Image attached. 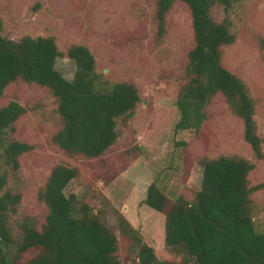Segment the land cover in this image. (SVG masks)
I'll list each match as a JSON object with an SVG mask.
<instances>
[{"label": "trees", "instance_id": "obj_1", "mask_svg": "<svg viewBox=\"0 0 264 264\" xmlns=\"http://www.w3.org/2000/svg\"><path fill=\"white\" fill-rule=\"evenodd\" d=\"M245 0H156L157 35L165 31L166 17L176 3L189 11L193 46L179 80L175 107L179 117L173 129L174 150H183L207 120L206 109L220 95L230 113L241 122L242 140L256 161L264 162V139L254 119L255 102L243 80L224 63V49L236 41L229 18L233 6ZM225 15L220 20L215 9ZM0 18V99L14 83L46 89L54 98L58 130L49 144L76 158L97 159L113 147L123 124L134 116L141 98L131 81H109L98 71L91 51L71 45L61 52L54 36L2 35ZM158 39V38H157ZM74 64L67 80L56 69L59 58ZM28 109L17 101L0 105V264H121L117 237L101 215L79 199L80 170L55 165L36 192L43 218L14 219L22 192L13 182L22 157L34 146L17 138V125ZM202 178L191 200L182 195L170 199L152 182L142 201L162 213L164 248L169 261L159 262L153 248L134 235L119 218L123 234L134 235L138 244L134 264H264V232L253 220L252 193L264 183L250 186L255 164L237 155H218L200 160ZM171 202V203H170Z\"/></svg>", "mask_w": 264, "mask_h": 264}, {"label": "rangeland", "instance_id": "obj_2", "mask_svg": "<svg viewBox=\"0 0 264 264\" xmlns=\"http://www.w3.org/2000/svg\"><path fill=\"white\" fill-rule=\"evenodd\" d=\"M155 5L156 0H0L3 36L13 40L25 35L54 36L63 53L71 45H84L93 54L97 70L109 81L131 80L138 87L141 101L127 124L118 121L117 143L102 157L90 160L69 157L50 146L49 139L59 127L54 98L46 89L14 83L0 99V105L17 101L28 109L16 135L34 146L13 176L22 192L14 219H42L38 187L53 166L76 167L80 170L79 199L100 214L117 237L121 264L137 262L139 246L134 235L153 248L159 262L170 260L164 248L165 216L142 203L156 179L170 199L182 195L191 200L200 188V160L237 154L255 164L248 177L250 186L264 183V162L253 158L242 140L241 122L220 95L207 107V120L198 134L185 149L174 150L179 76L193 46V32L188 9L176 3L158 37ZM224 15L220 8L215 9L218 19ZM229 18L236 41L224 49V63L243 80L253 98L254 119L264 139V0L234 5ZM55 67L65 79L72 78L74 64L67 57L59 58ZM252 201L255 229L264 232V189L252 193ZM121 217L134 235L119 229Z\"/></svg>", "mask_w": 264, "mask_h": 264}]
</instances>
